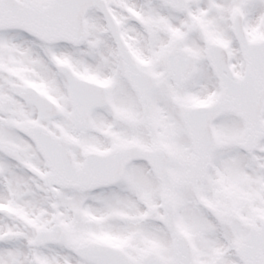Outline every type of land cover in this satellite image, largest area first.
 I'll use <instances>...</instances> for the list:
<instances>
[{"label":"snow or ice","instance_id":"obj_1","mask_svg":"<svg viewBox=\"0 0 264 264\" xmlns=\"http://www.w3.org/2000/svg\"><path fill=\"white\" fill-rule=\"evenodd\" d=\"M0 264H264V0H0Z\"/></svg>","mask_w":264,"mask_h":264}]
</instances>
